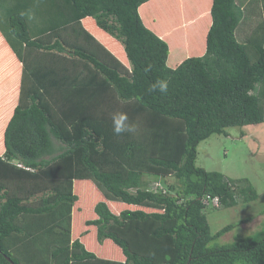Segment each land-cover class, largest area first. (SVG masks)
I'll use <instances>...</instances> for the list:
<instances>
[{
  "label": "trees",
  "instance_id": "obj_1",
  "mask_svg": "<svg viewBox=\"0 0 264 264\" xmlns=\"http://www.w3.org/2000/svg\"><path fill=\"white\" fill-rule=\"evenodd\" d=\"M263 123L264 0H0V264H264L205 213L253 186L196 166Z\"/></svg>",
  "mask_w": 264,
  "mask_h": 264
},
{
  "label": "rangeland",
  "instance_id": "obj_2",
  "mask_svg": "<svg viewBox=\"0 0 264 264\" xmlns=\"http://www.w3.org/2000/svg\"><path fill=\"white\" fill-rule=\"evenodd\" d=\"M249 25L248 21L239 26V38L248 33ZM183 55L184 51H175L169 65L177 66ZM196 166L208 172L221 173L228 179H247L258 196L256 201L229 209L206 208L211 234L227 225L234 227L215 244L227 245L238 238L257 233L264 223V123L228 128L226 136L212 135L198 145ZM151 181L152 184L155 182ZM167 181L174 182L172 179ZM242 220L247 222L241 223Z\"/></svg>",
  "mask_w": 264,
  "mask_h": 264
},
{
  "label": "clouds",
  "instance_id": "obj_3",
  "mask_svg": "<svg viewBox=\"0 0 264 264\" xmlns=\"http://www.w3.org/2000/svg\"><path fill=\"white\" fill-rule=\"evenodd\" d=\"M168 81L164 79L156 80L149 87L150 92H159L166 94L168 91ZM112 131L116 136H121L126 133H134L137 130V125L133 123L126 112L116 111L111 113Z\"/></svg>",
  "mask_w": 264,
  "mask_h": 264
},
{
  "label": "built area",
  "instance_id": "obj_4",
  "mask_svg": "<svg viewBox=\"0 0 264 264\" xmlns=\"http://www.w3.org/2000/svg\"><path fill=\"white\" fill-rule=\"evenodd\" d=\"M212 205H213V206H216V205H217V201H216V200H213V201H212Z\"/></svg>",
  "mask_w": 264,
  "mask_h": 264
}]
</instances>
